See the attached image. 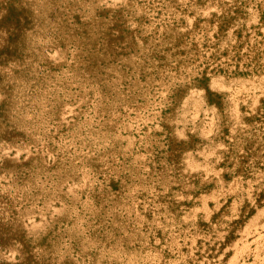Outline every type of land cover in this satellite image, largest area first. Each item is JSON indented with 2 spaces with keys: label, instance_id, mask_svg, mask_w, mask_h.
Segmentation results:
<instances>
[{
  "label": "bare ground",
  "instance_id": "bare-ground-1",
  "mask_svg": "<svg viewBox=\"0 0 264 264\" xmlns=\"http://www.w3.org/2000/svg\"><path fill=\"white\" fill-rule=\"evenodd\" d=\"M103 1L105 0H18L20 4L17 3L18 8L15 6L17 8L14 15L15 20L10 22L6 19L9 13L5 4L6 0H0V49L4 50L0 55L4 59L3 61L0 59L2 83L0 85V106L2 107L0 113V194L6 196H2L0 199L10 198L12 195L9 200L18 201V204H21L20 209H22L19 213L21 220L17 222L19 226L17 223L10 222L13 226L11 229L10 224H7V227L10 228L8 237L5 233L9 228L4 226L6 236H1V238H6V241L2 239L4 242L2 246L5 244L3 250L8 251L7 248L10 250V246L6 247V245H9V240L12 241L13 235L20 232L25 237L22 240L25 243L27 240L29 241L26 243L27 246L22 242V246L30 248L26 252L23 251L24 258L21 254L16 255L18 258L15 259L16 263L13 260L8 262L6 259L7 264H12L11 262L13 264L259 263L261 257H264V197L257 199L254 194L258 192L257 195L260 196L259 194L262 193L259 191H264V120H258L264 113L261 110L260 113L258 112L261 107L264 110V102H262L264 100V0H194L190 7L188 5L192 0H163V5L162 0H159L161 6L156 4L158 0H153L156 2H153L155 5L163 9L164 19H166V21L162 18L160 19L164 21L158 20L162 24L160 28L159 25L155 26L157 23L154 21H149L148 25H144L145 27L138 24L136 26L134 23L137 22L130 18L134 16L141 18L145 14L151 15V12L156 8L155 5L153 7L152 0H146L148 4L144 3L147 5H143V3L135 5L130 0H120L121 2L116 1L114 4V0H109L113 7L105 6L107 4L105 2L108 0ZM149 2L152 4L151 6ZM185 2L189 3L186 6L190 8L189 11H186L188 9L185 7L186 4L184 5L186 9H183ZM181 3L183 10L180 8ZM120 4L122 5L119 9L118 5ZM164 4H166L165 8H162ZM103 5L108 7H104L103 12L109 10L110 16L115 13L114 16L112 15L114 18L117 14L120 19H123L126 15L122 14V10L129 12L127 20L129 18V23L133 21L134 25L132 23L128 25L129 23L122 21L129 27L127 29L129 32L123 28L121 31L117 28L112 29L116 24L121 25L118 20H114L116 21L114 23L97 15V9L102 11ZM150 7H153V10ZM58 9H60V14H58ZM65 10L69 16L66 15ZM70 13H72V17H81L86 21L85 26L76 29V26L70 21ZM161 14L162 10L160 16H163ZM165 16L168 17L165 18ZM113 17H111L112 20ZM220 17L223 18L221 21L226 19L224 26L222 22H220L222 26L219 24L223 28L212 29L218 27L217 20H220ZM167 18H169L168 21ZM110 23L112 27H110ZM151 24L153 27L150 26ZM139 27L141 30L138 29ZM155 29L158 31V39L142 37L144 31ZM235 29H241L242 33ZM215 30L214 45L212 42L211 50L205 49L203 40L209 39V35L213 37ZM234 30L236 35L233 34ZM77 32H80L81 39H76ZM239 32L242 34L241 36ZM8 34H12V40H8ZM72 39L76 40L74 46L77 49H70L69 42ZM117 42H119L118 46L128 44L124 48L129 47L128 50L131 51L127 52L129 57L127 54L123 56L116 54L118 57L114 54L113 57L117 60L115 58L113 60L110 53H124L116 46ZM83 45L85 49L82 48ZM209 52L215 53L219 57L215 59V62H222V59H228L231 62L235 57L231 58L230 55L239 53L240 60L244 65L247 62H252L251 64L247 63L245 68L251 65L250 68H254L252 71L257 68L258 71L254 74L248 67L249 75H246L245 78L240 77L241 79H235V77L229 79L220 72L208 71L206 86L199 85L192 78L193 75H200L196 72L197 69L199 70L200 64L195 59V53L204 59L207 58L208 66H215V62L208 59L209 57L206 55ZM62 53H66V55L67 53H84L85 60L82 61L93 60L94 64L91 62L93 67L90 65L92 68L88 67L90 62L87 64L85 62L86 68L88 67L86 71L93 80L87 77L88 74L83 71L85 66L79 67L78 64L81 62L73 67L70 65L71 68L67 70L68 72L64 71V74L59 76L60 66L58 75L54 74L55 76L49 79L42 67H47V70L53 75L54 70L51 67H59L60 61H63ZM107 53L110 57L107 56ZM152 53L156 57V53H160L161 61L158 60V57L157 60L154 56L150 57ZM222 53L227 54L223 55ZM257 53H262V55L259 57ZM77 54L76 58L81 59V56L79 58ZM74 55H72V59L75 58ZM106 57L112 59L110 64ZM145 57L146 59H144ZM141 59L146 62L145 66ZM58 60H60L59 64ZM102 61L106 62L105 66L101 65ZM254 61L256 67L253 66ZM202 62L207 63L205 60ZM97 63V71L100 69L103 71V67H105L104 74L95 71ZM107 63L112 65L108 66ZM118 64H121L124 70L120 69ZM99 65L102 67L100 68ZM223 65L224 62L221 66ZM66 67L68 68V65ZM144 67L149 71L144 73L143 77ZM190 69V73H187ZM193 69L195 72H192ZM131 70H133V74H129L128 71ZM80 71L85 74H81ZM136 71L137 73H134ZM139 71L142 74L138 73ZM78 72L79 75H82V80L85 81L84 77H87V80L86 84L82 82L84 90L80 93L77 92V97H75L72 94L79 91L80 89L77 88L81 87L77 86L75 91V86L72 85V75L76 76ZM115 74L117 75L115 76ZM135 74L142 75H139L141 81H138L140 77L136 78ZM83 75L87 76L83 77ZM2 76H4L3 79ZM97 76L103 77L98 78ZM5 77L8 79L7 81L4 80ZM9 77L14 78L15 83H12ZM81 78L76 82H80ZM49 81L54 85L51 90L48 88ZM155 81L160 85V94H163L164 98H166L167 92L175 90L173 96L176 101L178 100V105L174 104L177 106L171 108L170 116H165L163 121L157 119L160 123L164 122V126L170 133L171 146L169 145L168 150L171 148V152L174 153L173 156H171V152V154L169 153L170 161L167 160L169 155V151L166 150L167 145L160 144L159 140L157 143L153 136L156 140L155 146H152L153 149L150 148L154 151L153 154L159 152L157 146L159 144L161 149L159 154H165L162 155L163 159L156 155L158 153L154 155L160 162L149 158L150 155L147 157L148 153L152 154L148 141L153 126H160L157 120H153L155 113L148 112V108L157 102L160 105V101L157 100H164L160 97L155 98ZM102 85H106L104 87L107 89ZM20 91L23 93H19ZM100 91H105V93L102 92L103 95L106 94L105 98L99 96ZM210 91L217 95L221 94V105L225 103L224 114L221 111L222 108L217 104L218 97L216 95L217 98H212L213 101L209 102L210 98L207 96ZM22 95L24 98V95H28L31 106L26 102L25 106H29L26 109L28 106L25 107L21 104L19 106V102L17 108L25 107V110L19 111L14 108V103H16L14 98L16 96L18 100ZM24 98L21 99L24 100L23 104L26 101ZM106 98L110 102L106 101ZM34 99L41 103H37L38 101L35 103ZM81 103L91 106L93 111L89 106L84 109H90V114L94 112L97 116L101 111L106 110L102 114L108 118L107 122L100 123L98 121L99 125H91V128L93 126L100 128L98 126H103L106 123L107 133L102 134L99 141L96 140V133L94 136L96 138H93L94 134L75 126L86 133L85 136V133L77 131L79 134L77 137L74 134L76 129L72 130L74 117L82 120L81 123L79 122L81 126L83 123V126L86 127L89 123L85 122L87 124L84 125L83 117L88 118V116L87 111L81 108ZM157 107L159 106L155 107L156 113ZM162 107L164 106L161 105L160 108L163 109ZM129 108L134 110L135 118L130 115ZM81 110L86 112L85 116H82L84 113L81 114ZM80 111L81 113H79ZM193 111L196 113L201 111L202 115L206 117V123L189 120L191 118L189 114ZM257 113L260 115L258 116ZM149 114L153 116L151 121H155L159 126L145 120V123L141 125H149L152 126L151 128L142 126L144 131L136 133L129 127L131 131L126 132L133 118L138 119L135 121L140 123L143 122L142 119L148 120ZM17 115H19L18 120H16ZM202 115L199 116L201 121L198 118L200 122L205 120ZM39 116H41L39 124H46L48 119H52L53 134L47 130L39 131V126H35ZM125 116H131V119L129 117L130 121H126ZM252 116L254 117L252 118ZM93 117L94 115L90 119ZM262 117L264 118V115ZM249 118H252V121L255 120L252 122ZM76 121L74 120V124ZM93 121L95 123L97 120L93 119ZM162 123L161 125H163ZM172 125L175 126L171 127ZM164 126L160 127L162 131L158 129L163 132ZM86 128V130L89 129ZM58 129H67L65 136L58 134ZM71 130L78 142L76 139L73 141L66 136L68 134L74 138L70 135ZM91 131V133L95 132ZM156 133L159 132L156 131ZM58 135L61 136V139ZM191 135H195L197 139L193 147L189 144L188 136ZM65 137H68L69 140H67H71L72 143L86 145L88 142L92 146L91 149L94 144H98L94 149H96V153L100 150V154L96 155L95 153V156L92 154V159L88 155V158L92 160L89 165L95 171L107 170L103 172H106L105 174L108 172L109 180L105 179V182L101 183L102 186L100 183L97 186L98 176L94 177L91 174L92 177L88 178H92L93 184L87 185L86 180H82L89 187L83 189L84 191L81 190L83 187L80 189L83 194L76 193V191L79 192L76 190L79 185L78 181L82 179L79 178L81 175L84 178V175L80 174V177L76 179L75 168H67L68 158L65 155L67 153L63 151L68 149V146L64 150L61 148V146L64 147L62 143L66 142ZM16 138L21 142L16 141ZM154 139L151 141L154 142ZM136 140L139 142L137 147L134 143ZM109 142L112 143L109 144ZM107 143L109 147L104 145ZM151 143L149 144L152 145L153 143ZM79 146L84 150L82 145ZM156 146L158 150L155 148ZM70 150L72 149L69 148L68 151ZM88 150L86 153L89 152ZM162 150L165 151L162 152ZM73 152H75L74 149ZM81 152L82 150L79 152L78 158L81 157H79ZM59 153L62 154V157L59 156ZM245 153L246 158L244 159ZM63 155L67 159L65 163H63L64 161L62 163L66 166L65 170L68 169V173L66 172L68 180H70L68 183L63 182L66 181L65 173L63 175L65 178L61 176L63 180L58 179V176L62 175L58 174V163H61L60 158L62 159ZM67 155L70 157L72 154L68 153ZM75 156L77 159L76 153L71 159H74ZM58 157L60 158L58 159ZM82 164L80 168H83ZM62 170L61 172H63ZM20 171V179L10 180L13 174ZM89 171L83 173L89 175ZM77 172L82 171L78 170ZM97 172L95 173L97 174ZM4 174L9 176H3ZM118 174L119 176L115 177V182L118 183L119 190L114 192L115 189L111 188L113 185L110 180L113 175L117 176ZM44 176L46 177L45 181L42 179ZM117 178L120 179L117 181ZM49 179L54 180L48 184ZM95 181L97 182L95 183ZM12 189L14 192L11 191ZM147 193L153 200L150 201L151 204H145L148 201L145 199ZM135 199H139L138 202ZM32 201H41L42 205L36 206ZM105 204L108 207L112 204L113 209L111 210L109 207L112 211L110 214L107 212L108 207L106 208ZM7 205L11 208L15 207ZM138 205L142 210L140 208L138 211ZM134 206H137L138 210ZM239 206H244L241 212L238 211L240 210ZM2 207L3 205L0 206V210ZM8 207L3 208L8 210ZM15 209L17 208L15 207ZM122 211L126 214H122ZM12 213L14 214L13 211ZM117 214L120 217L122 215H125L126 218L131 217L128 218V221L133 218V215L134 218L130 220L131 222L125 223V216H122V220V217L120 218ZM1 217H4V220L11 219L2 213ZM87 219H91L90 222ZM117 219L119 222L116 221ZM7 221L10 220L7 219ZM236 222L240 223L239 226L236 224L238 227L232 228L228 225L230 223L235 225ZM0 227H2L1 221ZM226 235H228L227 239ZM8 238L9 240H7ZM14 240L11 243L13 246H17V239ZM15 242L16 244H14ZM29 244L31 245L29 246ZM12 245L13 252L3 251L1 245L0 250L13 255L17 248L15 249V246ZM75 246H77L76 249H74ZM32 250L35 252L32 253ZM0 256L7 258L3 254ZM22 259L25 260L22 261Z\"/></svg>",
  "mask_w": 264,
  "mask_h": 264
},
{
  "label": "rangeland",
  "instance_id": "rangeland-1",
  "mask_svg": "<svg viewBox=\"0 0 264 264\" xmlns=\"http://www.w3.org/2000/svg\"><path fill=\"white\" fill-rule=\"evenodd\" d=\"M22 1H23V0H22ZM24 1H25V0H24ZM105 1H107V0H105ZM105 1H103V2H105ZM110 1H111V0H110ZM116 1L119 2L120 0H114L113 3L115 4ZM121 1H122V0H121ZM121 1H120V2H121ZM130 1H132L133 3H135V5H139V4H142V3H143V5H145L146 3L148 4V1H149V0H148V1H146V0H145V1H143V0H130ZM154 1H155V0H154ZM154 1L152 0L153 7H154V5H155L154 3H156V2H154ZM160 1H161V0H160ZM183 1H184V0H183ZM186 1H187V0H186ZM189 1H190V0H189ZM19 2H20V1H19ZM19 2H18V0H6V3H5V4H6V8H7L8 11H9V13L7 14V18H6L8 21L13 22V20H15V16H14V15H15V12L17 11V8H18L17 3L20 4ZM144 2H146V3H144ZM153 2H154V3H153ZM14 3H15V4H14ZM105 3H107V4H105V6H110V5H111V3L109 2V0H108V2H105ZM161 3H162V5H163V0H162ZM191 3H194V0H192V2H190V5H188L189 7L192 5ZM102 4H104V3H102ZM118 4H119V3H118ZM147 4H146V5H147ZM152 4L149 2V5H150V6H151ZM156 4H160V3H159V0H158V2H157ZM185 4H186V2L183 4V7H184ZM187 4H189V3L187 2ZM187 4L185 5V7L187 6ZM121 5H122V4L118 5L119 9H120V6H121ZM165 5H166V4H164V6H163L162 8H165ZM15 6H17V8H16ZM105 6H104V5L102 6V7H103L102 11H101L100 9H99L100 11L97 9V13H98L97 15H98L99 17L102 16L104 20L113 21L114 23H116V21L118 20V22H119L121 25H117V24H116V25H114V26L112 27V24L110 23V24H109L110 27H112V29L117 28L119 31H121V29L123 28L126 32H129V31H127V29H128L129 27H128L127 25L123 24V22L129 23V21H128L129 18H128V20H127V17L129 16V12L126 11V10H122V14L124 13L126 16H125L123 19H120L119 16L116 14V17L114 18V17H113V16H114L113 14H115V13L112 14L113 16H112V15L110 16L109 10H108L107 12H103V10H105V8H108V7H105ZM111 6L113 7V4H112ZM111 6H110V7H111ZM155 6H156L155 10L152 9L153 7H150V8L153 10V12H151V15H149L151 18H150L147 14H145V15H143L141 18H140V16H138V17H137V16L130 17V18H133L134 21L137 22V23H134V22L132 21L133 19H132L131 21H132L136 26H137V24H138V25H140V26H142V27H145L144 25H148V24H149V21H152V22L154 21V22L157 23L156 25H155V24H154V25H155V26L159 25L158 27L160 28V26H161L162 24H160L159 21H164V20L166 21V19H164V14H163L164 12H163V9H160V7H158V5H155ZM160 6H161V4H160ZM181 6H182V3H181V5H180V8L182 9L183 7H181ZM104 7H105V8H104ZM140 7H142V6H140ZM185 7H184L183 9L188 8V9H186V11H187V10H188V11L190 10L189 7H186V8H185ZM100 8H101V5H100ZM150 8H147V9L150 10ZM114 9H117V8H114ZM183 9H182V10H183ZM59 10H60V9H58V11H59ZM161 10H162V14H161V15H163V16H160ZM117 11H118V10H117ZM184 11H185V10H184ZM146 12H147V11H146ZM62 13H63V12H62ZM62 13H61V14H62ZM65 13H66L67 16H69V13H68L66 10H65ZM58 14H60V11H59ZM148 14H149V13H148ZM62 15H64V14H62ZM62 15H59V16H62ZM111 17H113V20H112ZM152 17H153V18H152ZM166 17H168V16H165V18H166ZM183 17H184V16H183ZM223 17H224V16H223ZM160 18H162V19H164V20H161ZM180 18L183 19L182 17H180ZM150 19H153V20H150ZM168 19H169V18H167V21H168ZM219 19H220V20H217V21H218V27H215V28H212V29H220V28H223V27H220V26H222V25L224 26V24L226 23V22H225L226 19H224V20H222V21H221V19H223V18L220 17ZM114 20H116V21H114ZM158 20H159V21H158ZM183 20H184V19H183ZM70 21L76 26V29H77V28H80V29H81V28L84 27L85 24H86V21H84L81 17H78V18H76L75 16L72 17V13H70ZM122 21H123V22H122ZM179 21L182 22V20H179ZM132 22H130V23H132ZM152 22H151V23H152ZM220 22H222V25H221ZM130 23H129L128 25H130ZM133 23H132V24H133ZM158 23H159V24H158ZM162 23H163V22H162ZM134 24H133V25H134ZM219 24H220V26H219ZM150 26L153 27L152 24H151ZM158 27H157V28H158ZM155 28H156V27H155ZM159 28H158V29H159ZM138 29L141 30L140 27H139ZM235 30H236V29H235ZM235 30L233 31V34H235V35H236V31H241V29H237L236 31H235ZM152 31H153V33H155V34H153ZM152 31H150V30H146V31H144V35H142V37H145V38H147V39H149V38L151 39L152 37H154V39H158V38H159V35H158V33H157V32H158L157 29L152 30ZM154 31H155V32H154ZM234 32H235V33H234ZM241 33H242V31H241ZM241 33L239 32V35H240V36L242 35ZM76 34H77V35H76V39H77V40H78V38L81 39V34H80V32H77ZM215 34H216V30L213 32V35L215 36V37L213 36L214 38H213V37H210V35L208 34V35H209V37H208L209 39H205V40H208V41L205 42V40H203V46H204L205 49L209 48V49L211 50L212 45H214V42H215V38H216V35H215ZM157 35H158V36H157ZM239 35H238V37H240ZM235 37H236V36H235ZM238 37H237V38H238ZM12 39H13L12 34H8V40H12ZM75 41H76V40H74V39L70 40V42H69V47H70V49H73V48H76V49H77V47L74 46V45H75ZM212 42H213V44H212ZM118 43H119V42L116 43V46H118ZM211 44H212V45H211ZM126 46H128V44H125V45H122V44H121V45L118 46L119 49H121L124 53H113V54L110 53V56L113 57L114 54H115V55L117 54V55H122V56H123V55H126L127 52H131V51L128 50L129 47H128V48H124V47H126ZM82 48L85 49L84 45L82 46ZM130 48H131V47H130ZM180 50H181V49H180ZM3 51H4L3 49H0V55L3 54ZM180 52H181V51H180ZM62 54H63V56H62V58H63L62 60H63V61L58 60V64H59V61H60L59 67L57 68L56 65H54V66H56V68H55V67H51V68L54 70L53 75H52V73H51L49 70H47V69H48L47 67H42L43 72H44V73H47L49 79H50L51 77L53 78V77L55 76L54 74L58 75V73H59V70H58V69L60 68V66H61V68H60L61 70H60L59 76H60V74L63 75V74H64V71L69 70V68H71V67H73L74 65H77L79 62H81V63L78 64L79 67L82 66V68H83V67L85 66V68H83V71H84L85 73L88 74V76H87V75H83V77H84V76H87V77H89L91 80H93L92 77L89 76L90 74L88 73V71H86V69H87L90 65H92V67H93V64H94L93 60H90V59L88 60V59H87V62H86V61H82V60H85V59H84V58H85V57H84V56H85L84 53H78V54L76 53V54H77V57L80 58V56H81V59L76 58V56H75L76 54H75V53H73V54H72V53H67V55H66V53H65V54L62 53ZM74 54H75V55H74ZM108 54H109V53H107V56L110 57ZM131 54H132V53H131ZM156 54H157L158 60L161 61V58H162L161 54H160V53H156ZM176 54H177V53H176ZM178 54L181 55V53H178ZM222 54H223V53H222ZM225 54H227V53H224L223 55H225ZM238 54H239V53H238ZM238 54L235 53V55H230L231 58H232V57H235V59H234V60H231V62H230V60H228V59H226L227 61L224 60V59H222V62H221V61H219V62L216 61V62H217V63H216V62H215V59H216V58H219V57H218L217 55H215V53H212V52H211V53H210V52H209V53H206V55H208V57H209L208 59H210L212 62H215V64H216L215 66L213 65V66L210 67V66H208V60H207V58L204 59V57H202V56L200 57V55H198L197 53H195V56H196L195 59L198 60L200 66H203V67H200V66L197 65V66L199 67V70L197 69L196 72H197L198 74H200V75H193V76H192L193 80L196 81L199 85H205V86H206V80H207V77H208V71H209V72H211V71L214 72V71H215L214 73H216V72L219 73V72H220V73H222V74H225V76H226L227 78H229V79H231V77H232V78L235 77V79L240 78V77L245 78L246 75H247V76L249 75V73H250L249 70H250L252 67L250 68L251 65L248 66V67L250 68V69L248 70V69H247L248 67L245 68L244 66H245L247 63L251 64L252 62H251V63H250V62H247V63L244 62V63H246V64L244 65V64H243V61L240 60V58H241L240 55H238ZM72 55H74V57H75L74 59H72V57H73ZM104 55L106 56V53H105ZM117 55H116V56H117ZM129 55H130V54H129ZM150 55H152V56H150ZM150 55H148V56H150V57H153V56H154L155 60H157V57L155 56V54L153 55V53H152V54H150ZM257 55H259V57H260V56L262 55V53H257ZM127 56H128V54H127ZM127 56H125V57H127ZM145 56H146V55H145ZM83 57H84V58H83ZM108 57H106V59H107V61H109L108 63L110 64V60H112V59H110V58L108 59ZM112 57H111V58H112ZM117 57H118V56H117ZM128 57H129V56H128ZM143 57H144V56H143ZM180 57H181V56H180ZM259 57H258V58H259ZM263 57H264V54H263ZM114 58H115V57H113V60L116 59V58H115V59H114ZM0 59H1V61L4 60V59L2 58V56H0ZM64 59H65V60H64ZM75 59H78V61H75ZM144 59H146V57H145ZM144 59H143V60H144ZM195 59H194V60H195ZM116 60H117V59H116ZM202 60H205L207 63L205 64L204 62H202ZM242 60H244V59H242ZM141 61H142V59H141ZM244 61H245V60H244ZM65 62H66V63H65ZM85 62H86V64H87L88 62H90V64H88V67H87V68H86ZM91 62H93V64H92ZM113 62H115V61H113ZM113 62H112V63H113ZM194 62H195V61H194ZM223 62H224V65L221 66V64H222ZM234 62H235V63H234ZM241 62H242V63H241ZM67 63H68V64H67ZM82 63H83V64H82ZM98 63H99V62H98ZM98 63L96 64V69H95V71L98 70V69H97V67H98ZM100 63H101L102 66H105V63H106V62H103V61H102V62H100ZM108 63H107V65H108ZM117 63H119V62H117ZM142 63H143V66H145L144 63L146 64V62L142 61ZM196 63H197V62H196ZM219 63H220V64H219ZM239 63H240V65H239ZM62 64L64 65V67H63ZM81 64H82V65H81ZM147 64H148V62H147ZM197 64H198V63H197ZM202 64H204V65H202ZM249 64H248V65H249ZM66 65H68V68L66 67ZM70 65H71V67H70ZM111 65H112V64H111ZM111 65H108V66H111ZM192 65H193V64H192ZM232 65H233V66H232ZM52 66H53V65H52ZM99 66H100V65H99ZM102 66H100V68H101ZM117 66H118V67H121L120 69H123V70H124V67H123L121 64H120V65L118 64ZM190 66H191V65H190ZM193 66H194V65H193ZM193 66H192V67H193ZM195 66H196V65H195ZM246 66H247V65H246ZM253 66L256 67L255 61L253 62ZM92 67L90 66L89 68H92ZM122 67H123V68H122ZM198 67H197V68H198ZM65 68H66V69H65ZM103 68H104L103 71H101V69H100V71H97V72H98V73H100V72L102 73V72H103L102 74H104V73H105V67H103ZM142 68H143V67H142ZM142 68H141V69H142ZM194 68H195V67H194ZM200 68H201V69H200ZM217 68H218L220 71H217V70H218ZM233 68H234V69H233ZM52 69H51V70H52ZM133 69H134V67H133ZM135 69H136V67H135ZM141 69H140V71H141ZM144 69H145V70L142 69V70H143V72H142V73H143V77H144V73L146 74V72L149 71V69L146 68V67H144ZM195 69H196V68H195ZM253 69H254V68H253ZM253 69H251V72H253V73L255 74V73L258 71V68H257V70L255 69L254 71H252ZM62 70H63V73H62ZM126 70H127V69H126ZM129 70H130V69H129ZM137 70H138V69H137ZM259 70H260V69H259ZM132 71H133V70L128 71L129 74L132 73ZM140 71H139L138 73L142 74ZM144 71H145V72H144ZM189 71H191V69L188 70L187 73H190ZM193 71L195 72L194 69L192 70V72H193ZM55 72H56V73H55ZM67 72H68V71H67ZM67 72H66V73H67ZM89 72H90V71H89ZM128 72H127V73H128ZM199 72H200V73H199ZM80 73H81V71H80ZM80 73L78 72L76 76L72 75V77L75 79V80H74V79L72 78V80H73L72 85L75 86V91H76L77 86H78V87H81V88H77V89H80L79 91L77 90L76 93L74 92V93L72 94V95L75 96V97H77V96H76V95H77V92L80 93V91L84 90V88L82 87V84H83L82 82H84V84H86V80H87V77H84V78H85V81H84V79L82 80V78H81L82 75H79ZM82 73H83V72H82ZM82 73H81V74H82ZM85 73H83V74H85ZM101 73H100V74H101ZM134 73H137V71L134 72ZM206 73H207V74H206ZM69 74H70V73H69ZM69 74H68V76H70ZM132 74H133V73H132ZM140 74H137V75L135 74V77L139 79V77L142 76V75H140ZM191 74H192V73H191ZM193 74H196V73H193ZM96 75H97V74H96ZM116 75H117V74H115V76H116ZM139 75H140V76H139ZM151 75H153V74L151 73ZM131 76H132V75H131ZM137 76H138V77H137ZM3 77H4V76H2V79H3ZM76 77H77V78H76ZM97 77H98V76H97ZM102 77H103V76H102ZM102 77H98V78H102ZM132 77H134V75H133ZM143 77H142V78H143ZM9 78H11V77H9ZM80 78H81L82 81L80 80V82L77 83L76 81H78ZM243 78H242V79H243ZM240 79H241V78H240ZM4 80L7 81L8 79L5 77ZM51 80H52V79H51ZM10 81H11L12 83H15V79H14V78H13V79L11 78ZM138 81H141V77H140V80H138ZM1 84H2V83H1V79H0V85H1ZM53 86H54V85L49 81L48 88H50V90H51V88H53ZM73 86H71V87L73 88ZM102 86H103V85H102ZM104 86H106V85H104ZM104 86H103V87H104ZM154 86H155V89H156V97H155V98H159V97H160L161 99H164V100H157V101H160V105H159V102L156 103L157 105L154 104V105H156V106H159V107H157L158 110L161 109L160 106L163 105L164 107H162L163 109H161L162 112L157 110V113H156V111H155V107H156V106H154V105H151V106H149V108H148V112H150V113H151V112L155 113V114H153V115H155L153 120L156 121L157 119H158V120H162V119H164L165 116H167V115L170 116L171 113H172L171 108H175V107L178 105V100L176 101L175 98H174V96H173V92H174L175 90H173V91H171V92H167V93H166V98H164V97H163V94H162V95L160 94V93H161V91H160V85H159L156 81L154 82ZM103 87H102V89H103ZM104 88H105V87H104ZM253 88H254V87H252V89H253ZM105 89H107V88H105ZM105 89H103V90H105ZM253 90H255V89H253ZM100 92H101V91H100ZM102 92L105 93V91H102ZM102 92L99 94V96H103V97L105 96V97H106V94L103 95ZM19 93H23V91H20ZM79 93H78V97H79V95H80ZM74 94H75V95H74ZM208 94H209V95L207 96V98H208V97L210 98V99H209V102L213 101L212 98H217V97H218L217 104L220 106V108H222L221 111H222V113L224 114L223 106L225 107V103H223V104L221 105V94L219 93V94L217 95L215 92L213 93V92H211V91L208 92ZM215 95H216L217 97H216ZM20 96H21V95H20ZM24 96H25V98H24L23 95H22V97H21L20 99H18V100H17V98L19 97V94H18V97L15 96L14 99L17 100V101L14 100V102H16V103H14V108H15L16 110H18V109H19V111H20V110H25V107L28 106V105L25 106L26 102H28L29 105H30L31 101H29V99H28V95H24ZM26 96H27V97H26ZM105 97H104V98H105ZM23 98L26 99V101L24 102V104H23V101H24V100H21V99H23ZM263 98H264V97H263ZM0 99H1V95H0ZM166 99H167V100H166ZM105 100L110 102V100H108L107 98H106ZM207 100H208V99H207ZM262 100H263V99H262ZM21 101H22V102H21ZM37 101H38V102H37ZM37 101H35V99H34V102H35V103H36V102H37V103H41L39 100H37ZM260 101H261V99L259 100V103H260ZM19 102H20V103H19ZM262 102H264V100H263ZM262 102H261V104H262ZM17 103H19V106H20V104H21V105H24L25 107H24V106H21V107L17 108V107H18ZM161 103H162V104H161ZM164 103H165V104H164ZM83 104H84V103H83ZM83 104L81 103L82 107H81V106H80V107L83 108L84 111H85V110L87 111V113H86V112H85V113H86L87 116H88V118L83 117V121H84V125L87 124V123H85V122H89L88 125L86 126V127H88L89 129L86 130L87 128H86L85 126H83V123H82V126H83V128H82V126H81V124H80L82 120L80 121V119H78V118H76V117H74L73 120H72V121H73L72 125H74V126H73V129H72V128H71V129H72V130L76 129V131H74V134H75V136H77V137H78V135H79L78 132H80V133H85V132L89 131L90 134H94L92 137H93V138H96V137H97L96 140L99 141V140H100V136H101L102 134L107 133V130L105 129V125H106V123H104L103 126H98V127H100V128H96L97 126H93V128H91V127H92L91 125H92V124H94V125H95V124L99 125L100 123L107 122L108 118H107V117H104V115L102 114L103 112L105 113L106 110L100 112V115H101V116H100V115L97 116V115L94 114V112H92V114H90L91 112H90L89 110L91 109V106H89V105H86V106H85V104H84V105H83ZM174 104H177V105L175 106ZM16 105H17V106H16ZM30 106H31V105H30ZM88 106L90 107V109H87V108L84 109V107H88ZM150 107H151V108H150ZM153 107H154V109H152ZM263 107H264V106H263ZM27 108H29V106L26 107V109H27ZM157 108H156V109H157ZM259 108H260V104H259ZM259 108H258V109H259ZM261 108H262V107H261ZM261 108H260L259 111H258L259 113H260V110H261V112H264L263 108H262V109H261ZM35 109H37V108H35ZM129 109H130V108H129ZM1 110H2V107L0 106V113H1ZM91 110L93 111V108H92ZM19 111H18V114H19ZM38 111H39V110H38ZM78 111H79V110H78ZM81 111H82V110H81ZM81 111H80L79 113H81ZM129 111H131V112H130V115H131L132 117H134V114H133V113H134V110H133V109H130ZM129 111H128V112H129ZM158 112H159V115H161L160 117H159V115L157 116ZM198 112H199V114L197 115ZM198 112H197V113L194 112V111H193V112H190L189 116H191V118H189V120H191L192 122H196V123H197V122H198V123H206V121H207V120H206V117H204V115H202L203 113H202L201 111H198ZM83 113H84V112L82 111L81 114H83ZM85 113H84L82 116H85ZM194 113H195V115H194ZM72 114H73V113H72ZM255 114H256V112H255ZM257 114H258V113H257ZM262 114L264 115V113H262ZM262 114H261V116L259 117V119L257 118L258 120H261V121L264 120V118L262 117V116H263ZM67 115H68V114H67ZM93 115H94V117H93L92 119H90V117H92ZM149 115H150V114H149ZM151 115H152V114H151ZM151 115L148 117V120H147V119H142L143 122H140V123H139L138 121L136 122L135 120H138V119H134V118H135V117H134L133 120H132L134 123L131 121L132 123L130 122V125L128 126V128L130 127V128L132 129V131H133V129H134V132H136V133L139 132V131H140L139 133H142V132L144 131V130H143V129H144L143 127H145V128H149V127H150V128H151L152 126H149V125H141V124H144V123H145V120H146L147 122H150V123H152V122L155 123V121H151V119L153 118V116H151ZM201 115L205 118V120H203L204 122H203V121L200 122V121H201V117H199V116H201ZM259 115H260V114H258V116H259ZM12 116H13V115H12ZM12 116H11V118H12ZM82 116H81V117H82ZM131 116H129L130 119H131ZM256 116H257V115H256ZM256 116H255V117H256ZM18 117H19V115L16 116V120H18ZM129 117L125 116L126 121H130ZM253 117H254V116H252V118H253ZM79 118H80V115H79ZM84 118L87 119V120H85ZM95 118H96V119H95ZM198 118H200V121L198 120ZM252 118H251V119L249 118V120L252 121ZM77 119H78V121H76ZM93 119H94V120H97V121H95V123H94ZM99 119H100V120H99ZM257 119H256V120H257ZM74 120L78 123V124H77V123L75 122V124H77V125L74 124ZM89 120H90V121H89ZM105 120H106V121H105ZM158 120H157V121H158ZM194 120H197V121H194ZM254 120H255V119H254ZM254 120H253V121H254ZM40 121H41V116L38 117V119H37V121H36V124H35V126H37V125L39 126V128H40L39 131L47 130L49 133H52V134H53L54 126L52 125V124H53L52 119H48V122H47L46 124H39ZM98 121H99L100 123H99ZM139 121H140V120H139ZM162 121H163V120H162ZM253 121H252V122H253ZM15 122L17 123L18 121H15ZM79 122H80V123H79ZM158 122H159V121H158ZM150 123H149V124H150ZM159 123H160V122H159ZM161 123H162V122H161ZM161 123H160V126H159V124L155 123V124H157L159 127H156V126H155V127H156V128H155V127L153 126V130L151 131L150 139L148 138V139H149L148 142H149V143L152 142L153 144L151 143L152 145H150V144L148 143V145H149V149L152 148V146H153L154 144H156V142H155L156 140H157V143H159V142H158V140H159V141H160V144L162 143V144H164V146L167 145V146H166V150H168L169 147L171 146L169 130H168V128H167L166 126H164V122L162 123L163 125H161ZM255 123H257V122L255 121ZM155 124H154V125H155ZM174 124L176 125V123H174ZM134 125H135V127H134ZM139 125H140L141 127H140ZM151 125H153V124H151ZM175 125H172L171 127H173V126H175ZM75 126H78L81 130L85 129V130H83V131H85V132L79 130L77 127L75 128ZM131 126H132V127H131ZM138 126H139V127H138ZM142 126H143V127H142ZM163 126H164V129H165V130H164L165 132H164V131L161 132V131H162L161 128H163ZM46 127H47V128H46ZM84 127H85V128H84ZM160 127H161V128H160ZM95 128H96V129H95ZM130 128L126 130L127 133L131 131ZM136 128H137V129H136ZM139 128H141V129L139 130ZM154 128H155V129H154ZM158 128L161 129V131H160ZM97 129H98V130H97ZM66 130H67V129H63V130H62V129H58L57 133H58V134H61V135L63 134V135L65 136V134H66ZM72 130L70 131V132H71L70 135L73 134ZM91 130H93V132H94V131H95V132H94V133H91V132H92ZM99 130H100V131H99ZM101 130L104 131V132H102ZM77 131H78V132H77ZM97 131H98V132H97ZM156 131L159 132V133H156ZM134 132H133V134H134ZM154 132H155V133H154ZM95 133H96V137H94V136H95ZM130 134H132V133H130ZM98 135H99V136H98ZM134 135H135V134H134ZM138 135H139V134H138ZM64 136H62V137H64ZM66 136H68L70 139H73V141H74V139L77 138V137H74L73 135H72V137H74V138H71V136H69L68 134H67ZM85 136H86V133H85ZM152 136H153L154 138H156V140H155ZM18 137H19V136H18ZM58 137H60V139H61V136L58 135ZM68 137H65L66 142L62 143V144H64V147L61 146V148H63V150H64L65 147L68 146V149L70 148V149H72V150L68 151V149H65V150H67V152H65V150L63 151V150L61 149V151H63L64 153H67V154L69 153V155L72 154L73 156H74V154L76 153V155H77V159H76V156H75V157H74L75 160L72 158V159H73V161H72L71 157H73V156L71 155L70 157H68V155L65 154L66 157L68 158V160L65 158V155H63V156H64L63 158H65V160H63V158H62V159L60 158V157H62V156H61V155L63 154V152H62V154L59 153V156H60V157H58V159L60 158L61 163H62V161H64L63 163H65V161L67 160V161H66V165H68L67 168H69V167H71L72 169L75 168V171H74L75 173H74V174H75V178H76V179H78V178L80 177V176H79L80 174H83L85 179L83 178L82 175H81V177H80L79 179L82 178L81 181H82V180H83V181L86 180L85 182L87 183V185H89V184H93L92 178H88V177H92L91 174H93L94 177L98 176V177H97L98 180H99L98 183H96L97 181H95V183H96L97 186H98L99 183L101 184L102 182H105V179H106V181H108V180H109V179H108V178H109V177H108V175H109L108 172H107V174H105L106 172H105V173L103 172V171H107V170H105L104 168H103L104 170L100 169V170L103 172V174H101L102 172H101L100 170H97V171H100V172H101V173H100V172L98 173L97 171L94 170L93 167H90L91 165H89V162L92 161V160H90V159H92L91 156L93 157V155L96 153V152H95L96 149H94V147H95V146H98V144H97V145H96V144H94V145L92 144V145H93V148H92V149H94V150H93V152H91L92 149H91L90 147H92V146H91L88 142L86 143V145H84V144H78V143H77L78 141H77V139H76L77 142L72 143L71 140L68 141V140H69ZM80 137L83 138V136H80ZM84 138H85V137H84ZM151 138L154 139V142L151 141V140H152ZM188 138H189V144L193 147L194 144L196 143V140H197V139H196V136H195V135H191L190 137L188 136ZM16 139H17V138H16ZM67 139H68V140H67ZM83 140H84V139H83ZM83 140H82V141H83ZM16 141L21 142V140H18V139H17ZM98 141H97V142H98ZM134 141H135V140H134ZM137 142H138L137 140H136V142H134V143H136L135 147H137V145L139 144V142H138V143H137ZM1 143H2V142H1ZM15 143H16V142H15ZM76 143H77V145H76ZM111 143H112V142H109V144H111ZM134 143L132 144V148H133V146H134ZM109 144L107 143V145H106V144H104V145L109 147ZM160 144H159V145H160ZM79 145H82V147H84V150H85V148H86L85 146H87L88 148H86V151H84L83 148H81V146H79ZM83 145H84V146H83ZM159 145H157L158 148H159V150H158L157 146L155 147V148L159 151V152H155V154L158 153V154H156V155H157V156L159 155V158H162V159H163V156H162V155H164L165 153H164V154H159V153L161 152V151H160L161 149H160V146H159ZM169 145H170V146H169ZM59 146H60V145H59ZM154 146H155V145H154ZM154 146H153V147H154ZM77 147H78V148H77ZM161 147H162V145H161ZM75 148L77 149V151H76ZM89 148H90V150H88ZM73 149H74L75 152H73ZM152 149H153V148H152ZM152 149H150V151H151ZM164 149H165V147H164ZM12 150H13V149H12ZM78 150H80V151L82 150V152H81L80 155H79V157L81 156V157H80L81 159L78 158V154H79V152H80V151H78ZM87 150L89 151L88 153H86ZM134 150H135V149H134ZM154 150H155V149H154ZM157 150H155V151H157ZM83 151H84V152H83ZM163 151H165V150H162V152H163ZM168 151H169V152H168ZM168 151H167V152H168V154H169V153L171 152V148H170V150H168ZM247 151H248V150L246 149V152H247ZM72 152H73V153H72ZM54 153H55V152H54ZM54 153H53V155H54ZM84 153H85V154H84ZM97 153L100 154V150H99ZM97 153H96V155H97ZM153 153H154V151L152 150V154H151V153H148V156H147V155H146V156L149 157V155H150L149 158H152V159H154V160H158V159H156L157 156H154L155 154H153ZM171 153H172V152H171ZM171 153H170V154H171ZM81 154H82V155H81ZM90 154H91V155H90ZM92 154H93V155H92ZM101 154H102V153H101ZM170 154L167 156V160H168V161H170L171 156H173L174 153H172L171 156H170ZM88 155H89V158H90V159L88 158ZM94 156H95V155H94ZM157 158H158V157H157ZM164 158H166V157L164 156ZM243 158H244V159L246 158V153L244 154ZM89 160H90V161H89ZM56 161H57V159H56ZM58 161H59V160H58ZM75 161H76V163H75ZM158 161L160 162V160H158ZM61 163H58V174L60 175V173H61L62 175H60V177L58 176V179L60 178V179L63 180V177L65 176L66 178H65V177H64V178H65V180H66L67 182H66V181H63V182L68 183V182H70V180H68L69 178H68L67 175H66V172L68 173V171H67L68 169L65 170L66 166H64L63 163H62V164H61ZM82 163H84V164H82ZM86 163H87V164H86ZM81 164H82V167H83L84 169H83V168H80V167H81V166H80ZM86 165H87V166H86ZM77 166H78V167H77ZM88 167H90V168H88ZM62 168H64V170H62ZM76 168H78V169H76ZM69 169H70V168H69ZM81 169H82V170H81ZM61 170H62L63 172H61ZM78 170H80V171H82V172H77ZM84 170L86 171V173L88 172V170H90V171H89V172H90V173H89L90 176H89L88 174H84V173H83V172H85ZM92 170H93V171H92ZM70 171H71V170H70ZM95 172H97V174H96ZM119 172H120V174L122 175V173H121L120 170H119ZM64 173H65V175H64ZM78 173H79V174H78ZM16 174H18V176H16ZM16 174H13L12 177L10 178V180H13V179H16V178H17V179H20V177H21V171L18 172V173H16ZM104 174H105V176H104ZM52 175H53V173H52ZM63 175H64V176H63ZM87 175H88V176H87ZM106 175H107V178H106ZM3 176H6V175L4 174ZM7 176H9V175H7ZM7 176H6V177H7ZM50 176H51V175H50ZM53 176H54V175H53ZM61 176H63V177L61 178ZM111 176H112V175H111ZM111 176H110V177H111ZM113 176H114V178H112ZM113 176L111 177L112 180H110V183H112V185H113L111 188H112L113 190L115 189L114 192H117V191L119 190V188H117L118 183L115 182V181H116V178H115V177H118L119 174H118L117 176H115V175H113ZM104 177H105V178H104ZM99 178H100V179H99ZM103 178H104V179H103ZM120 178H121V177H120ZM120 178H117V181H118ZM42 179L45 181L46 177L44 176V177H42ZM88 179H89V180H88ZM107 179H108V180H107ZM114 179H115V180H114ZM53 180H54V179H52V181H53ZM113 180H114V181H113ZM52 181L49 179V180L47 181V183L49 184V183H51ZM81 181H80V180L78 181V182H79V185H78L77 188H76V190H79V192L76 191V193H79V194H83V193L80 191V189H81L82 187H83V188H82L81 190H83V189L89 187V186L86 185L85 182H83V181L81 182ZM90 182H91V183H90ZM80 183H81V184H80ZM83 183H84V184H83ZM110 183H108V185H111ZM100 184H99V185H100ZM102 184H103V183H102ZM102 184H101V186H102ZM94 186H95V184H94ZM109 188H110V187H109ZM89 189H90V188H89ZM11 191L14 192L13 189H12ZM83 191H84V190H83ZM85 191H86V190H85ZM108 191H109V190H108ZM90 192H91V191H90ZM263 192H264V191H263ZM263 192H262V191H259V193H262V194H259L260 196H258V195H257L258 192H257V194H256V193L254 194V196H255L257 199H258L259 197L262 198V197H264V193H263ZM9 193H10V192H9ZM148 195H149V193H147V195L145 196V197H147V198H145V197L143 196L145 199H148V201H147L145 204H151L150 201H151L152 199H150V198H151L150 195H149V198H148ZM2 196H5V195H2ZM2 196H1V194H0V197H1V198H2ZM5 197H6V196H5ZM5 197H4V198H5ZM11 197H12V195H11ZM11 197H10V198H11ZM4 198H3V199H0V206L3 205V207L7 208V207H8L7 204H9V205H14L17 209H15V207L11 208V206H10V207H8V208H9L8 210L5 209V208H3V207H2V209L0 210L1 213H2V215H7V217H11V219H12V221H13V222H12L11 219H9V218H7L8 220H10L9 222L7 221V219L4 220L6 217L4 216L5 218H4V217L2 218V217H1V213H0V221L2 222V227H0V229H1V230H0V238H1V236H2V237H5L6 235H7V237H8V231L10 230L9 227H11V229H12V226H13V225L10 224V222H11V223H17V222H19V221L21 220V219H20V215H21V214H19V213H20V210L22 211V209H20V205H21V204L19 205V204H18V201H16V200H14V201H10V200H9L10 198H8V197L5 198V199H4ZM149 199H150V200H149ZM12 200H13V198H12ZM135 200H137V202H138L139 199H135ZM140 200H141V199H140ZM1 201H2V202L4 201V203H5V205H6L7 207L4 205V203L2 204ZM152 201H153V200H152ZM32 202H33V201H32ZM140 202H142V201H140ZM6 203H7V204H6ZM33 203L36 204V206H39V207L42 205L41 201H34ZM137 204H140V205H141V204H143V203H137ZM105 205H106L105 207L107 208L108 205H109V203H108V205H107V204H105ZM135 205H136V204H135ZM140 205H138V207H139ZM111 206H112V204H110L109 207H111ZM142 206H143V205H142ZM109 207L107 208L108 210H107V209H105V210H107V212L110 214V213L112 212L111 210H112L113 208L111 207V210H110ZM134 207L137 209V206H134ZM243 207H244V206H243ZM243 207L239 206V209H240V210H238V211L241 212V209H242ZM10 208H11L12 210H11ZM21 208H22V206H21ZM140 208H141V207H139V208H138L139 210H138V209H137V210L140 211ZM6 210H7V211H6ZM9 210H10V211H9ZM17 210H18V212H16ZM141 210H142V208H141ZM12 211L14 212V214L12 213ZM123 211H124V210H123ZM123 211H122V214H123V213L126 214V212H123ZM125 211H126V210H125ZM15 212L17 213L18 217L16 216ZM133 212H137V211H133ZM8 213H9V214H8ZM12 214H13L14 217L12 216ZM132 214L135 215L136 213H132ZM132 214H131V215H132ZM117 215L119 216V214H117ZM131 215H130V216H131ZM134 215L132 216L133 218H134ZM118 216H117V218H118ZM122 216H125V215H122ZM122 216H121V217H122ZM16 217H17V218H16ZM119 217H120V216H119ZM121 217H120V218H121ZM238 217H239V216H238ZM120 218H119V220H120ZM124 218L126 219V221H124L125 223L131 222L130 220L133 219V218H132V219H130V220L128 221V218H131V217L128 216V218H126V216H125ZM235 218L237 219V217H235ZM239 218H240V217H239ZM92 219H93V218H92ZM236 219H234V220L237 221ZM87 220L90 222L91 219H90V220L87 219ZM122 220H123V217H122ZM240 220H241V219H240ZM116 221L119 222L118 219H117ZM235 221H234V222H235ZM238 221H239V220H238ZM5 222H6V223H5ZM7 222H8V223H7ZM240 222H241V221H240ZM232 223H233V222H232ZM7 224H8V225L10 224L9 227H7V226H8ZM17 224H18V223H17ZM90 224H91V223H90ZM236 224H238V226L240 225V223H237V222L235 223V225H232L231 223L228 224V225H230V226H232V228H234V226L238 227ZM91 225H93V224H91ZM95 225H96V224H95ZM4 226L7 227V228H9V229L7 230V232H6V228H4V229H5V231H4V229H3ZM18 226H19V224H18ZM60 226H61V225H60ZM230 226H229V227H230ZM2 229H3V231H2ZM18 231H19V230H18ZM4 232H6V233H5L6 235L4 234ZM2 234H3V235H2ZM4 235H5V236H4ZM21 235H22V236H21ZM13 237H14V239H15V237H17V238H16V239H17V246L14 245V246H15V249L17 248V250L15 251L16 254L14 253L13 255H12V254L10 255L9 253H5V252H8V251L13 252V251H12L13 249L11 250V248H12L11 245H12L14 239H13L12 241L9 240V238L7 239V240L10 241V242H8L9 245H6V247H9V246H10V247H9L10 250L7 248L8 251H5L6 249L3 250L5 244H4V246H2V243H4L2 239L5 240L6 238H1V239H0V245H1V247H2V250L5 251V252H3L2 250H0V254H3L5 257L7 256V258H4V257L2 258V257L0 256V257H1V258H0V260H1V261H0V264H7L9 261H12V260H13V262L16 263L15 259H18V258H16V255L21 254V255H23L22 257L24 258V253H23V251L26 252V251L30 250V248L28 249L27 247L22 246V245H23L22 242L25 243V241H23L24 238H25V237L23 236V234H21L20 232H16V234H14ZM23 237H24V238H23ZM225 237H226V239H227V238H228V235H226ZM230 238H231V237H230ZM10 239H11V237H10ZM16 239H15V240H16ZM22 239H23V240H22ZM15 240H14V241H15ZM224 240H225V239H224ZM5 241H6V240H5ZM225 241H226V240H225ZM225 241H224V242H225ZM11 242H12V243H11ZM27 242L29 243L28 240L26 241V243H27ZM221 242H222V241H221ZM224 242H223V243H224ZM21 243H22V244H21ZM26 243H25V245H26ZM6 244H7V243H6ZM10 244H11V245H10ZM14 244H16V242H15ZM30 245H31V244H29V246H30ZM12 246H13V245H12ZM14 246H13V247H14ZM26 246H27V245H26ZM29 246H28V247H29ZM20 247L22 248V250H21ZM23 248H25V249H23ZM76 248H77V246L74 247V249H76ZM1 251H2V252H1ZM34 252H35V250H32V253H34ZM17 253H18V254H17ZM6 254H9L10 257H9V255H6ZM13 256H15V257H13ZM12 257H13V259H12ZM22 257H21V258H22ZM10 258H11V259H10ZM2 259H3V261H2ZM6 259H8V262H7ZM25 259H26V258H25ZM25 259H22V261L25 260ZM4 260H6V261H4ZM4 262H5V263H4ZM13 262H11V263L13 264ZM17 262H18V260H17ZM251 262H253V261H251ZM9 264H10V263H9ZM253 264H254V263H253ZM257 264H264V257H263V256L261 257L260 262L257 263Z\"/></svg>",
  "mask_w": 264,
  "mask_h": 264
}]
</instances>
